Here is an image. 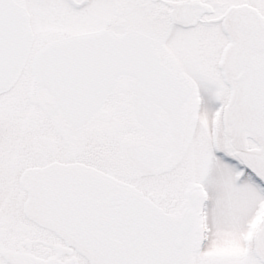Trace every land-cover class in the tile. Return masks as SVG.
<instances>
[{
  "label": "snow or ice",
  "instance_id": "1",
  "mask_svg": "<svg viewBox=\"0 0 264 264\" xmlns=\"http://www.w3.org/2000/svg\"><path fill=\"white\" fill-rule=\"evenodd\" d=\"M0 264H264V0H0Z\"/></svg>",
  "mask_w": 264,
  "mask_h": 264
}]
</instances>
